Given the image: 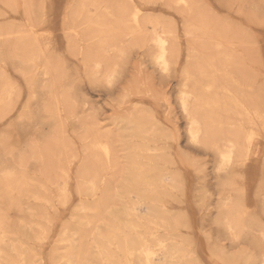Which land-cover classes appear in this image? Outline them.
<instances>
[{
	"label": "rangeland",
	"instance_id": "rangeland-1",
	"mask_svg": "<svg viewBox=\"0 0 264 264\" xmlns=\"http://www.w3.org/2000/svg\"><path fill=\"white\" fill-rule=\"evenodd\" d=\"M263 262L264 0H0V264Z\"/></svg>",
	"mask_w": 264,
	"mask_h": 264
},
{
	"label": "bare ground",
	"instance_id": "bare-ground-1",
	"mask_svg": "<svg viewBox=\"0 0 264 264\" xmlns=\"http://www.w3.org/2000/svg\"><path fill=\"white\" fill-rule=\"evenodd\" d=\"M165 42L166 40H164L162 37H159L158 38V43L161 47V49L163 50L165 48ZM161 60L166 63V57H165V53L162 52L161 56H160ZM234 149V148H233ZM231 158H232V154H231V151H228L227 153H225L223 156H222V159H223V163L224 164H228L230 161H231ZM204 227V226H203ZM264 264V262H263Z\"/></svg>",
	"mask_w": 264,
	"mask_h": 264
}]
</instances>
